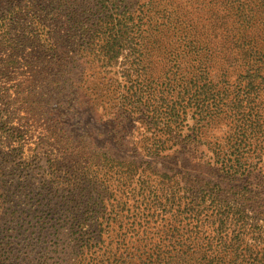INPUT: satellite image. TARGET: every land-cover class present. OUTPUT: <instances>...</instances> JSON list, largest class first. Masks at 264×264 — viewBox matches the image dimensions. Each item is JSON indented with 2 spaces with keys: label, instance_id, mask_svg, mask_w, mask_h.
Listing matches in <instances>:
<instances>
[{
  "label": "trees",
  "instance_id": "1",
  "mask_svg": "<svg viewBox=\"0 0 264 264\" xmlns=\"http://www.w3.org/2000/svg\"><path fill=\"white\" fill-rule=\"evenodd\" d=\"M4 1L12 20L22 9ZM123 1L99 0L83 11L85 23H75L76 13L70 20L84 30L85 51L98 48L103 57L112 56L127 42L132 61L122 109L161 135L148 140L149 150H173L166 157L180 161L173 155L204 145L227 177L245 172L247 159L263 158L264 0H148L135 18L120 12ZM47 46L46 52L57 55L56 44ZM72 62L67 57L58 70ZM221 129H226L222 140L214 141ZM57 165L51 164L53 180L43 187L40 205L62 209L82 244L89 241L84 220L107 212L104 220L118 235L113 264H264L261 195L240 190L237 199L223 197L211 181L180 171L158 175L144 163L136 173L152 168L158 185L139 179L133 193H126L128 182L112 187L81 165L68 169L60 183ZM113 214L123 219L110 223ZM150 225L159 227L156 238L164 239L146 236Z\"/></svg>",
  "mask_w": 264,
  "mask_h": 264
},
{
  "label": "rangeland",
  "instance_id": "2",
  "mask_svg": "<svg viewBox=\"0 0 264 264\" xmlns=\"http://www.w3.org/2000/svg\"><path fill=\"white\" fill-rule=\"evenodd\" d=\"M98 1L12 0V7L22 9L12 20L10 6L0 1V264H113L118 235L104 220L107 212L84 220L82 232L89 241L82 244L62 209L40 205L43 187L53 180L52 163L58 164L60 183L68 169L81 165L112 187L128 182L126 193H133L139 179L156 186L158 175L180 171L217 184L223 197L237 199L244 190L264 199V157L247 159L245 172L227 177L204 145L173 155L180 161L166 157L173 150H149L148 140L156 142L161 135L122 109L132 61L127 42L118 54L103 57L98 48L85 51L84 30L75 27L87 21L83 11L96 8ZM147 1L124 0L120 12L132 17ZM72 13L78 24L71 23ZM48 43L56 44L57 55L46 52ZM67 57L73 62L60 72L58 63ZM188 124L193 125L191 118ZM225 131H216L214 141H221ZM141 163L143 168L151 164L158 175L152 168L136 173ZM81 214L77 210L79 219ZM110 219L116 224L123 218L113 214ZM150 226L145 234L156 238L159 227Z\"/></svg>",
  "mask_w": 264,
  "mask_h": 264
}]
</instances>
